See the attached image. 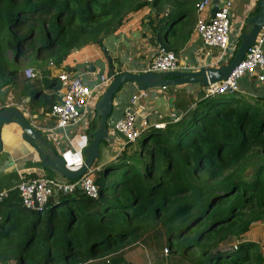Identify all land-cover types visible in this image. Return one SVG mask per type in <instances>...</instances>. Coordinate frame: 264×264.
<instances>
[{
	"label": "trees",
	"instance_id": "1",
	"mask_svg": "<svg viewBox=\"0 0 264 264\" xmlns=\"http://www.w3.org/2000/svg\"><path fill=\"white\" fill-rule=\"evenodd\" d=\"M199 1L0 0V89L14 82L19 62L47 56L59 68L73 50L102 48L131 13L171 2L179 12L186 4L195 10ZM170 15L157 13V44ZM201 89L192 100L178 90L181 116L151 126L135 150L127 144L101 167L98 200L61 195L46 220L6 207L13 224L0 227V264H90L137 245L162 255L168 248L175 264L177 255L179 264H202L196 250L207 264H262L255 244L241 240L264 223V111L231 94L205 98Z\"/></svg>",
	"mask_w": 264,
	"mask_h": 264
},
{
	"label": "crops",
	"instance_id": "2",
	"mask_svg": "<svg viewBox=\"0 0 264 264\" xmlns=\"http://www.w3.org/2000/svg\"><path fill=\"white\" fill-rule=\"evenodd\" d=\"M258 1L242 0L243 8L240 16H236L233 10L234 0H231L230 46L232 49L221 60L219 59L220 50L203 45L200 37L195 32L196 24L199 21H208L211 18L212 5L202 13H197L195 9L197 14L195 24L192 29H187V32L181 37H176L175 25L177 21L163 24L161 26L163 28L160 30L165 36L163 46L175 54L179 66L182 68L180 71L196 72L202 67L219 68L230 61L237 47L240 34L244 30L245 20L254 15ZM171 5L172 2L168 6L162 7V14H159V16L165 17L170 14ZM153 10L148 6L131 13L112 36L103 40L102 48L86 45L78 50H73L67 55L59 68L50 65V59L45 60V64H43L41 57L19 62V71L17 77L14 78V82L0 89V91H5L0 98V112L5 107H15L23 114L26 113L32 124L43 130L46 139L52 144L58 155L65 160L66 166L71 170L78 169L84 160L82 151L89 144L87 134L94 126V119L87 121V118L92 114L96 116V113L90 108L87 111L86 119L78 125L62 130L55 129V121L48 111V102L53 98L59 102L64 92L58 80V75L65 72L80 77L84 84L90 88L98 85L100 77H104L109 80L105 85L107 87L112 80L111 75L108 73L107 56L114 68L119 65L122 66V72L131 74L144 72L155 57L158 45L155 42V34L152 33V28L157 22V14L155 15ZM242 24L243 27H241ZM29 68L36 72L34 79L25 77L24 72ZM103 70L105 71L104 75L99 76V72ZM105 86L97 94L96 101L100 99L106 89ZM137 88L136 85L128 83L116 93L113 114L109 120L110 135L105 141L103 149L100 145L99 163H95L93 168H98L100 171L104 164L103 161H100V157L104 156L102 160H106V154L111 156L106 162L107 164L115 160L123 151V140L113 132V127L122 117L123 112L129 105L131 96ZM201 88L199 85L168 87L165 90L153 88L152 91L149 90V100L144 103V108L139 112L146 116L151 126L157 124L160 125V128H163L164 123L162 121L174 118L169 106L175 104L177 91H186L190 94L192 100L200 95ZM231 95L239 99L240 105H255L258 109H260L258 106H262V109H264V86L260 85L253 77H242L238 82V91ZM171 97L173 99H170ZM177 111L180 112L178 109ZM21 134V130L15 124L5 125L1 129L0 195L5 193L6 195L0 197V227L13 224V221L6 217V207L9 206L15 210L23 209L18 194L15 192V188L22 179L48 178V175L56 174L50 169L42 168L39 155L21 139ZM4 217L5 222L2 224ZM241 241L254 243L255 250L252 255L261 254L263 257L262 264H264V223L252 225L249 231L242 236ZM129 249L131 248H126L121 253L111 255V257L94 260L90 264H173L170 260L168 261L167 257L162 254H155L151 250L140 247L136 248L137 253L136 251L133 253V251H128ZM157 255H159L158 259ZM10 264L14 263L10 262ZM176 264L179 263L176 262Z\"/></svg>",
	"mask_w": 264,
	"mask_h": 264
},
{
	"label": "built area",
	"instance_id": "3",
	"mask_svg": "<svg viewBox=\"0 0 264 264\" xmlns=\"http://www.w3.org/2000/svg\"><path fill=\"white\" fill-rule=\"evenodd\" d=\"M147 1L151 2V0ZM212 2L213 0L199 1L195 6L196 12H204L212 5ZM231 5V0L224 1L213 18L208 21H199L195 27V32L200 37L203 45L220 50V60L232 49L230 46ZM263 46L264 28L258 33L254 45L247 50L243 60L229 78L206 87L204 97L236 93L239 80L245 76L253 77L260 85L264 86ZM180 70L182 68H180L175 54L168 51L163 45L158 44L156 55L144 72L166 73ZM24 74L28 79H34L36 76L31 69L26 70ZM58 80L64 92L61 100L51 107L49 114L55 121L54 128L59 130L78 125L86 119L87 111L90 108L95 113L97 94L109 81L104 77H100V83L90 88L84 84L80 77L65 72L58 75ZM161 89L165 90L166 88ZM149 90L152 91L153 89L139 90L137 88L131 96L129 105L123 112L122 117L114 124L113 130L124 137V147L127 144L137 142L141 135L151 127L146 116L139 112L144 108V103L150 98ZM94 118L95 114H92L87 118V121H92ZM152 127L159 128L160 125L155 124ZM98 171V168L91 167L82 178L75 181H58L47 177L22 179L15 188V192L18 194L23 209L36 212H44L50 201L61 195H73L78 192L88 199L98 200L99 190L94 182V173ZM5 195L6 193L1 194L0 197ZM168 254V248H164L163 256L167 257Z\"/></svg>",
	"mask_w": 264,
	"mask_h": 264
},
{
	"label": "water",
	"instance_id": "4",
	"mask_svg": "<svg viewBox=\"0 0 264 264\" xmlns=\"http://www.w3.org/2000/svg\"><path fill=\"white\" fill-rule=\"evenodd\" d=\"M226 0H213L211 9V18ZM256 13L245 20L244 30H242L237 47L230 61L219 68L202 67L196 72L174 71L166 73L141 72L131 74L122 72V66L114 68L110 58L107 56L108 73L112 80L102 93L100 99L95 104L94 126L87 134L89 144L82 151L84 157L82 165L71 170L66 166L65 160L58 155L52 144L46 139L43 130L36 128L29 116L15 107H5L0 112V134L5 125L15 124L21 130V139L30 145L41 160V166L44 169H50L61 178L68 181H75L82 178L88 169L93 167L99 159V148L103 141H106L110 135L109 120L113 114L114 97L116 93L125 84L131 83L139 90L153 88L178 87L182 85H199L203 88L210 84L225 81L229 78L234 69L241 63L247 50L254 45L258 33L264 28V0H259L256 4ZM93 70V69H91ZM105 71H100L99 76H103ZM5 91H0V98ZM224 95V94H223ZM175 119L180 117L173 104L169 106ZM160 128V127H159ZM113 132L122 140V134L113 130ZM2 151V142L0 137V153ZM106 164L104 162L103 166ZM40 212V211H38Z\"/></svg>",
	"mask_w": 264,
	"mask_h": 264
},
{
	"label": "rangeland",
	"instance_id": "5",
	"mask_svg": "<svg viewBox=\"0 0 264 264\" xmlns=\"http://www.w3.org/2000/svg\"><path fill=\"white\" fill-rule=\"evenodd\" d=\"M147 3H150V2H147ZM242 3H243L242 0H234V2H233V10H234L236 16H240L241 9L243 8L242 7ZM185 7L186 8H185L184 11L183 10H180L181 12H179L178 9L176 7H173V6H171V9H170V14L171 15H170L168 21H170V22L177 21V23L175 25V29H176L175 31L177 33L176 34L177 35L176 37H181L182 35H184V33L187 32V29H190V28L192 29V27L195 24L196 18H197V14H196L195 10L193 9V7L190 4H186ZM153 11H154V14L155 15L157 13L158 14H162V11H156V10H153ZM182 13H184L185 16H183L181 18ZM241 27H243V24L241 25ZM45 60H48V57L47 56L43 57V59H42L43 64H45ZM29 69H31V68H29ZM33 72H35V70ZM35 74H36V72H35ZM258 107L260 108V110H262V111L264 110V109H262V106H258ZM139 140H137V142H135V143H132V146L130 148H133L135 150L136 149V146H138ZM103 148H104V144L101 145V149H103ZM106 155H107L106 156V158H107L106 160H102L104 158V156L102 158L100 157V161H103V163L104 162H107L108 159L111 158V156H109L108 154H106ZM95 163L96 164L99 163V159ZM100 175L101 174L99 173V171L98 172H95L94 173V178H95V176H100ZM51 176L53 178H56L57 180H62L63 179L60 176H58L57 174H51ZM246 176H247V173H246ZM60 198H61V196H59V199ZM49 209H50V205L48 207H45L44 213L42 214L43 220H46L48 218V216H49ZM4 222H5V217H4V220L1 223L3 224ZM0 230H2V229L0 228ZM1 234H3V232ZM136 248H140V245L134 246L131 249H129L128 251H131V252L133 251V253H134V251H136V253H137L138 250H136ZM157 254L160 255V254H162V252L159 251ZM159 255H157V259L159 258ZM169 255L170 254H168L167 259H170V256ZM194 255H195V258H194L195 261L202 262V264H207L206 263V260H207V257L208 256L202 257L201 256V253H199L198 250L195 251ZM180 257H181L180 255H177V257H176L177 258V262H179V260L181 259ZM229 259L230 260L231 259L233 260L234 259V255H231V257ZM170 260H171V262L173 264H175V259H174V261H173L172 258ZM184 261H185L184 263H186V264L187 263L188 264H191L189 261H187L185 259H184ZM222 262H223V264H229V261L228 260H224Z\"/></svg>",
	"mask_w": 264,
	"mask_h": 264
}]
</instances>
